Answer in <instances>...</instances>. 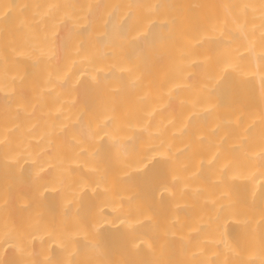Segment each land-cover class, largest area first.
Returning a JSON list of instances; mask_svg holds the SVG:
<instances>
[{"label":"bare ground","instance_id":"bare-ground-1","mask_svg":"<svg viewBox=\"0 0 264 264\" xmlns=\"http://www.w3.org/2000/svg\"><path fill=\"white\" fill-rule=\"evenodd\" d=\"M0 264H264V0H0Z\"/></svg>","mask_w":264,"mask_h":264}]
</instances>
